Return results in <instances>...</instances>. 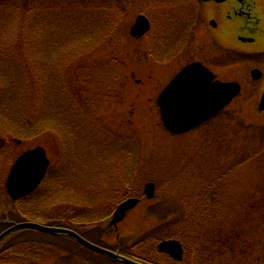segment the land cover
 Masks as SVG:
<instances>
[{
	"label": "rangeland",
	"instance_id": "374dc122",
	"mask_svg": "<svg viewBox=\"0 0 264 264\" xmlns=\"http://www.w3.org/2000/svg\"><path fill=\"white\" fill-rule=\"evenodd\" d=\"M42 1L47 4L44 7H36L37 14L35 11L22 10L15 3H0V90L11 98L8 103L11 104L9 110L4 109L3 112L0 107L2 112L0 189L5 191L4 182L8 170L23 150L42 146L51 163L59 157L56 154L60 150L57 135L44 133L31 138L17 137V131L11 132L5 127L9 122L32 113L31 105L43 99L46 92L44 78L53 80L58 73L62 74L68 84L70 82L71 92L74 91L72 81L76 78L80 65L83 71H87L90 63L98 62L99 58L106 60L104 57L109 54H118L121 56L120 59L131 55L132 65H128L126 78L122 81L124 85L125 83L128 85L124 86L122 98L113 103L114 108L115 106L117 108L114 113L116 123L113 130L118 133L116 138H110L112 145H108L107 152L101 156L98 152H87L82 142L80 150L71 156H86L85 162L98 158L97 166L92 162L88 167H81L77 179L88 189L93 188L91 183H100L101 188L105 190L114 184L125 183L126 178L131 175H133L131 181H137L138 175H134L136 169L131 170L130 163L133 155L143 156L139 167L138 184L141 183L142 190L146 182H153L156 198L147 202L146 207L139 204L130 211L127 218L118 225L119 233L116 237L108 235L114 233L109 229L108 232L105 231L108 234L103 236L102 240L108 244L114 242L117 244L118 239L120 243L125 244V248H129L141 236L149 234L150 230L152 234L157 229L167 234L182 228L184 222L180 216L185 218L188 215L194 205L195 194L208 182L216 179L219 182V198L224 209L209 226H213L212 230L214 229L216 234L221 236L228 248H219L214 244L209 249V259L204 258L202 262L197 261V263L258 264L259 258L264 261V149L262 150L264 129L254 131L244 129L240 136L237 135V140L232 141L227 140L226 136L234 135V132L228 129L230 127L225 128L227 124L224 123L230 121L231 114L237 116L233 119L234 131L243 129V126L254 129L258 122L264 123V113L259 116L254 115L257 99L261 93L259 88H253L246 83L247 77L243 67L219 68L222 72L221 79L237 80L243 84V90L240 96L224 109L225 118L221 116L220 119L212 120L186 134H169L162 127L159 113L153 105L158 93L174 75L171 73L175 68L172 69L178 64L173 59L177 57L174 56V52L184 42L183 36L187 30L193 26L189 23L188 15L195 10L197 15L195 1L132 0L134 3L131 5V10H125L126 13L131 12V14L127 15L124 12L120 18L113 6L109 10L95 7L86 15L87 17L83 18L82 24L78 25H75L70 16L59 17L62 12L66 15L68 10H73L74 5L66 7V0H53L55 3L52 6L49 3L51 0ZM248 2L264 24V0H248ZM124 3L120 0L119 5ZM232 3L229 2V5H233ZM91 5L97 6L96 3ZM75 8L82 9L81 5ZM212 12L216 13V11ZM76 13L84 14L74 11V14ZM139 14L147 15L151 21V34L146 43L143 39L135 41L128 35L129 28ZM117 22L120 23L116 26ZM111 27L115 28L112 30ZM229 28L231 31L235 30L234 23L230 22ZM77 36H80L79 39ZM75 49L81 50V53L78 52L79 59H75ZM137 49L143 51L142 58L134 56V51ZM87 52L90 54L83 58L84 53ZM144 55L148 58H144ZM27 70L30 77L26 76ZM98 79L95 78L94 84L101 86ZM116 88L117 86H114L112 89ZM29 89H32L29 93L31 95H27ZM60 91L55 85L47 90L52 98ZM24 94L27 95L26 98ZM19 95L22 97L17 98ZM255 95L257 97L254 99ZM51 102L57 112L58 100L56 104L53 100ZM98 105L99 108L104 106L100 102ZM239 111L244 112L243 120ZM60 117L65 120L63 113H60ZM221 121L223 125H219ZM18 138L21 140L20 145L16 144ZM114 142L121 143L124 147L123 151L116 148ZM228 145L231 146L226 150ZM243 150L246 152L244 156H254V158L234 168L235 157L242 155ZM132 171L134 173H131ZM113 173L117 174L115 180ZM114 199L113 204H118L119 198ZM62 205L64 204H56L52 215L56 217V212L62 209ZM33 209L31 207L29 212H33ZM33 222L43 224V220ZM36 241L41 242L39 238H36ZM179 241L185 250L182 264H190L194 259L196 262L195 253L192 252L193 246L182 241V238H179ZM30 242H34L35 245V241ZM57 245L58 250L43 253L40 260H31V262L37 264L97 262L96 258L84 251L66 253L67 249L73 247V244L67 240L59 239Z\"/></svg>",
	"mask_w": 264,
	"mask_h": 264
},
{
	"label": "trees",
	"instance_id": "16d2710c",
	"mask_svg": "<svg viewBox=\"0 0 264 264\" xmlns=\"http://www.w3.org/2000/svg\"><path fill=\"white\" fill-rule=\"evenodd\" d=\"M66 1V7L67 5H74V8L73 10H68L66 15L62 12L59 17L70 16L73 18L75 25H78L82 24L81 21L84 17H87L86 15L91 9H95V7L109 9L117 5L119 0H97L96 2L89 0ZM7 2L15 3L16 6L21 7L22 10L25 9V11H35V14L38 11L36 7H44L47 4L42 0L0 1L3 4ZM49 3L52 6L55 2L51 0ZM94 3L97 6L91 5ZM80 5L81 10L75 8ZM74 11L84 12V14L76 13L79 14L76 15ZM79 37L77 36V39ZM80 51L75 49V59H79L80 55L78 52ZM89 54L90 52L84 53L83 58L88 57ZM18 55L21 56L20 53ZM119 57L121 56L118 54H109L104 57L106 60L99 58L100 60H97L98 62L89 64L90 68L87 71H83V67L80 65L77 70L78 74H76V78L72 81L74 91L71 92L69 89L70 82L68 84V81L62 74L58 73V76L53 78V80H47L45 78L43 84L46 92L43 99L31 105L32 113L27 114L28 116L24 118L16 117L18 118L16 121L9 122L5 125L9 131H17V137L31 138L44 133L57 135L60 147L65 156H59L51 163L43 181L37 189L27 196L12 200L3 189H0V233L9 227L11 222H33L34 220L42 222L43 220L44 225L73 230L88 241L140 264H175L165 255L156 251V244L163 238H182V241L190 243L194 248L192 252L195 253L196 262L194 259L190 264H203L197 263V261L202 262L204 258L209 259V249L214 244H217L219 248L227 247L225 246V241L221 239V236L217 235L214 229L212 230L213 226H209L224 209V205L219 198V182L216 179L208 182L202 187L200 192L195 194V202L190 208L191 210L188 215L185 218H182V215L180 216V219L184 222L182 228L167 234L159 232L158 229L154 230L152 234V230H150L149 234L141 236L129 248H125V244L120 243L121 241H118V239L117 244L115 242L108 244L105 240L103 241L102 237L108 234L105 232L107 230L104 229V223L117 204H113L115 197L119 198L118 202L128 197H142L141 183L138 184V180L140 173L139 167L143 161V156L133 155L132 163H130V169H136V174L134 175H138L137 181L134 180L132 182L133 175H131L127 178L124 177V179L126 178V182L117 184L119 187L114 184L111 188L105 190L101 188L100 183H91L93 188L88 189V187L77 179L78 172L80 174V168L88 167V164L92 162L97 166L98 158L95 157L93 160L89 159V161L85 162L86 156L69 155L76 154L82 147V142H84V148L87 152H98L102 156L107 152V146L112 145L110 138H116V133H118L113 130L115 127L114 124L116 123L114 113L117 109L116 106L114 108L115 104L113 103L117 99L122 98V92L125 90L124 86L128 85L126 83L124 85L122 81L123 78H126V71L129 69H127L128 65H132L131 55L127 58L123 57L122 59ZM103 61L104 63H102ZM44 69L46 70V65H44ZM28 74L29 70H27L26 76H29ZM95 78L102 79L101 81L98 79V83H101V86L94 84L96 82ZM54 85L57 87V90L59 88L61 91L59 94L53 95L52 98V95L48 94L47 90ZM114 86H117L115 90L112 89ZM31 90H27V95H31L29 94ZM27 95L24 94V98ZM21 97L19 95L17 98ZM10 99L6 92L0 90V107H2L3 112L4 109H10L11 104H8ZM113 99H115L114 102L112 101ZM52 100L55 104L57 100L59 102L57 112L52 107ZM96 101L104 106L99 108L98 102ZM153 105L155 106L154 102ZM60 113L65 115V120L60 117ZM224 113V111L219 112L209 122L220 119L221 116L225 118ZM239 113L243 120L244 112L239 111ZM1 114L2 112H0ZM261 114L257 110L254 111V115L256 116ZM229 117L230 121L224 122L227 124L225 128L230 127L228 129L233 131L234 135L229 134L226 136L227 140H237V135L240 136L241 131L244 129L249 131L264 129L261 126L264 123L258 122L254 129L243 126V129H235L234 131L232 124L234 122L233 119L237 116L231 114ZM219 125H223V121ZM14 136L16 135L14 134ZM262 136L264 137V131ZM114 145L123 151L124 147L121 143L114 142ZM230 146L228 145L226 150ZM241 153L242 155L235 157V161L233 162L234 168L254 158V156H244V153H246L245 150ZM131 173H134V171ZM115 175L117 174L113 173V180L117 179ZM56 204L64 205L61 206L62 209L56 212L57 216L55 217L52 214H54L53 208ZM146 205H148L147 202L144 206L146 207ZM31 207L34 208L33 212H29ZM108 235H114L116 237L115 233ZM36 238H39L41 242L38 243ZM59 239L67 240L73 244V247L69 248V250L67 249L66 253L73 254L75 251H84L97 259V262L93 264H122L115 258L86 249L65 234H43L32 229L16 230L0 242V264H37L36 262L32 263L31 260L38 261L43 253L58 250L56 247H59L57 245ZM32 240L35 241V245L34 242H30ZM39 253L40 255H38ZM152 254L154 255L153 258ZM257 263L264 264V261L259 258ZM177 264H182V262Z\"/></svg>",
	"mask_w": 264,
	"mask_h": 264
},
{
	"label": "water",
	"instance_id": "95a60500",
	"mask_svg": "<svg viewBox=\"0 0 264 264\" xmlns=\"http://www.w3.org/2000/svg\"><path fill=\"white\" fill-rule=\"evenodd\" d=\"M210 1V0H204ZM221 2L223 0H214ZM240 16L243 11L233 9ZM148 21L144 16H138L130 34L140 36L148 30ZM212 74L198 63H192L179 71L164 87L157 97L161 121L171 133L179 134L195 128L202 122L215 115L226 106L239 92L237 83L212 82ZM260 110L264 109V91L259 100ZM48 159L41 147H36L19 156L13 163L6 179V190L12 199H17L32 192L45 175ZM147 197L153 195V184L147 183L144 187ZM136 199H128L118 205L113 213L109 226H116L125 213L137 204ZM35 229L43 233H64L74 238L81 245L97 253L115 258L116 255L98 247L80 237L71 230L43 226L32 222L14 224L0 234V241L10 232L18 229ZM160 252L167 253L176 260L182 258V248L175 240H164L157 245ZM126 264H137L122 258Z\"/></svg>",
	"mask_w": 264,
	"mask_h": 264
},
{
	"label": "flooded vegetation",
	"instance_id": "af4514ba",
	"mask_svg": "<svg viewBox=\"0 0 264 264\" xmlns=\"http://www.w3.org/2000/svg\"><path fill=\"white\" fill-rule=\"evenodd\" d=\"M194 1L197 15L196 10L188 15L189 23L193 26L187 30L183 36L184 42L174 52V56L177 57L173 59L178 63V70L191 63H200L211 71L216 79L223 81L220 78L222 72L219 68L234 69L231 67L234 64V57L232 56H234V52L241 53V56H245V61L241 67L245 71L247 80L249 78L254 88H257L260 82L263 83L264 81V24L260 17L255 14L254 9L250 8L248 0ZM231 1L233 5L230 6L229 2ZM233 9L243 11V14L240 16ZM212 11H216V13ZM240 17L245 19H243L244 25L235 27V30L231 31L230 22L233 23L234 19ZM149 22V31L139 38H134L135 40L143 39L144 43L148 41L151 34L150 19ZM236 32L250 40L245 43L255 45L251 49L240 47V38L237 40L239 42L235 41ZM252 70H257V72L252 73ZM56 154L59 156V152Z\"/></svg>",
	"mask_w": 264,
	"mask_h": 264
}]
</instances>
